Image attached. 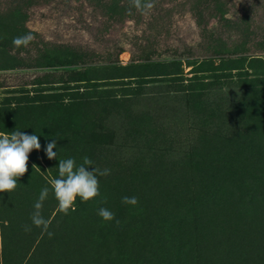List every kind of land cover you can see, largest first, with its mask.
<instances>
[{
  "label": "rangeland",
  "instance_id": "rangeland-1",
  "mask_svg": "<svg viewBox=\"0 0 264 264\" xmlns=\"http://www.w3.org/2000/svg\"><path fill=\"white\" fill-rule=\"evenodd\" d=\"M104 1L0 0V133L36 134L41 145L0 197L20 215L19 235L43 239L38 257L47 261L34 205L45 187L42 216L56 201L59 160L88 157L110 174L98 176L99 195L77 216L63 262L231 264L225 234L254 247L264 240V85L249 83L264 78V0H155L148 15L129 13L130 0ZM28 33V47L14 48ZM117 44L126 49L119 67L89 75L106 79L104 94L73 81L64 61L77 60L81 45L101 60ZM221 52L226 59L214 58ZM171 56L177 66L147 63ZM100 208L115 219L102 225ZM38 257L33 264L47 263Z\"/></svg>",
  "mask_w": 264,
  "mask_h": 264
},
{
  "label": "trees",
  "instance_id": "trees-1",
  "mask_svg": "<svg viewBox=\"0 0 264 264\" xmlns=\"http://www.w3.org/2000/svg\"><path fill=\"white\" fill-rule=\"evenodd\" d=\"M96 1L100 2L102 5L109 3L104 0ZM221 13V18H225V13L223 11H221ZM199 25L201 26L202 24ZM201 29L202 32L207 31L206 25L204 28L201 27ZM115 46L116 48L112 57L100 60L97 58L91 59L94 55L91 54L88 49H84V46L81 45V49L79 48L80 55L77 56V60L74 58L75 56H71L64 61L66 62L65 64L68 66V69L73 71L72 74L79 79L73 81H84L85 83H89L90 91H95L100 95L104 94L107 90L105 89L107 86L102 82L106 79L92 78L89 75L92 73L93 69L119 67L118 65L120 64V61L118 60V57L126 49L118 44ZM228 54L229 53L227 52V55ZM225 56L226 55H223L221 52V54H216V57L214 58L226 59L227 57ZM247 56L250 61L261 62L262 59L260 56ZM210 59L212 58L208 57L206 60H203V62H207ZM144 60L149 61L148 57ZM180 60L181 58L179 56H171L169 58H161L160 60H154L147 63L167 68L174 64L177 66ZM80 77H83V79H80ZM195 79L201 81L202 78L195 75ZM199 82H196L195 85H199ZM249 83L264 85V78L262 74H260L255 79L249 81ZM74 89L79 90L80 87ZM77 94L81 97H85L86 95L84 93H79V91ZM85 204L86 202L77 197L73 205L75 210L70 209L67 215L58 212L57 201H51L46 207L43 216L51 221L49 231L53 233V236L49 238L46 233H43V236L46 235L49 238V255L47 256V261H41V258H39L38 255L44 250L43 239H39L36 233H30L24 236L19 235L16 223L18 222V219H20V215L17 213L16 208L12 203L9 201H3L0 197V264H33L37 257L38 261L47 262L41 264H70L69 261L66 260L63 262V260H65L68 251V242L72 240L71 229L76 226L75 223L77 216L83 211ZM246 215L252 216L251 211L248 210ZM106 223V221L101 222L102 225H105ZM225 236L227 238L224 240L221 248H224L222 254L224 255L223 259L226 262H230L231 264H248V262L251 264H264V240L260 239V244H257V246L254 247L253 245L248 244L249 241L241 242L238 238H235L234 234H225Z\"/></svg>",
  "mask_w": 264,
  "mask_h": 264
},
{
  "label": "clouds",
  "instance_id": "clouds-1",
  "mask_svg": "<svg viewBox=\"0 0 264 264\" xmlns=\"http://www.w3.org/2000/svg\"><path fill=\"white\" fill-rule=\"evenodd\" d=\"M155 0H130L129 13L134 8L137 12L148 15L155 8ZM35 39L31 33L13 38L14 48L28 47ZM57 145L55 141L46 146V156L49 160L56 159L57 153L53 151ZM39 137L36 134L28 135L22 131L15 130L12 133H0V193L12 192L17 187V179L27 171L29 154L32 150H40ZM92 161L84 157L80 165H77L72 158L59 160L58 178L50 181L54 197L57 201V210L65 215L68 211L75 210L73 205L77 197L87 202L99 195L98 176H107L110 170L90 167ZM37 168L33 165V169ZM49 195V188L41 190L39 199L34 205V212L31 216L32 225L42 229L49 238L53 233L49 231L50 220L42 216L44 201ZM122 203L135 206L138 203L136 197H123ZM98 215L104 221H113L114 214L105 208H100ZM119 221H116L119 226ZM25 232L31 231V226H24Z\"/></svg>",
  "mask_w": 264,
  "mask_h": 264
}]
</instances>
